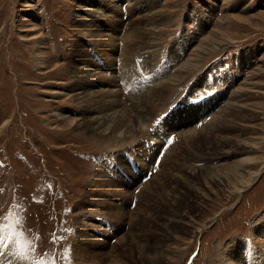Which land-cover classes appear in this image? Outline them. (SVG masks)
I'll use <instances>...</instances> for the list:
<instances>
[{
  "label": "rangeland",
  "instance_id": "1",
  "mask_svg": "<svg viewBox=\"0 0 264 264\" xmlns=\"http://www.w3.org/2000/svg\"><path fill=\"white\" fill-rule=\"evenodd\" d=\"M109 1L0 0V264H152L157 245L156 264H183L195 246L189 264H227L234 246L264 264V0H135L144 25L130 55V2L119 30ZM92 20L117 29L115 44L78 29ZM215 29L228 43L182 66ZM78 36L109 79L82 77L85 92L102 89L90 101L75 100L67 72ZM114 98L141 133L111 144L112 132L74 127L81 104L96 116Z\"/></svg>",
  "mask_w": 264,
  "mask_h": 264
},
{
  "label": "bare ground",
  "instance_id": "2",
  "mask_svg": "<svg viewBox=\"0 0 264 264\" xmlns=\"http://www.w3.org/2000/svg\"><path fill=\"white\" fill-rule=\"evenodd\" d=\"M126 1L130 2L127 14L129 17V22H128L129 30H131V29L132 30L129 31V33L125 34L124 37L123 36L121 37V42L124 43L125 52L128 55H130L133 53L132 51L136 47L138 48L136 43L139 39H141V35L143 34V31H142L143 28L142 29L139 28L140 27L139 25L143 26L144 24L141 21H140V23L138 22V17L140 18V16H139L140 13H138L139 7L136 3L137 1L134 0L132 2L131 0H122V2H126ZM109 2L112 5H109L111 14L108 16V19H109L108 22L111 26H115V27L119 26V30H120L121 29L120 26H122V23H121L122 21H119L117 23V21H118L117 19L119 18V20H120V18H121L120 9L118 11V6L120 8V5H118V4H120L121 0H110ZM90 10L92 13H96V14L101 13V12H99V10H100L99 8H93L90 6ZM118 13H120V14L118 15ZM93 17H95V16H93ZM76 24L78 25L79 30L82 31L84 29L87 32L92 33V36H94L96 39H99L100 41H101V37H102L103 39L106 40V42L109 41L110 42V43L108 42L109 44H115L114 41L119 39L118 35L116 36V33H117L116 28L110 32V34H109L110 36H109L106 33H104L103 31H101L100 28L98 30V25L96 24L95 20H92V22L90 23L89 26H84V21L82 23V25L84 27H81L79 25V23H77V22H76ZM125 24L127 25V23H125ZM217 29H219V28H217ZM217 29L212 30V32L209 35L205 36V38L202 40V42H200L199 44L194 46V48L189 53V56H188L186 62H184V64L182 66H185L186 69H190L191 67H195L198 64V61H200L204 57V54L211 53L213 50L215 51V49H218L219 47L223 46V44L225 45V43H228V37H227V35L224 34V33H226V31L224 33L222 32L223 34H222L221 39L215 38L216 34H219L218 31L221 28L216 32ZM33 38L36 39V42L38 44L40 43V38H41L40 34H37ZM85 39H86L85 37L78 36V39H76L75 41L72 42V53L74 54V57L76 59V63H78L81 66L77 65L76 63H72L70 61L67 64V72L69 73V76H71L70 86L73 88V90L83 89V92L81 91V92L75 93V100H77V101H78V99H81V101H90V99H89L90 95H96V94L101 92L100 90H102V89H96V90H92L89 92H85L84 87L86 86V83H85L86 81H88V80L90 81L92 79H98L99 81L102 82L103 78H104V77L100 76L101 74H99V72L101 71V69L98 68L97 61L94 60V59H97L96 55L94 53L90 54L88 49L85 47V44H84ZM89 39H91V38H89ZM91 40H93V39H91ZM93 41H95V40H93ZM140 43H142V42H140ZM36 49H39L38 46L36 47ZM128 55L125 57V59L121 60V62L119 63V64H122V63L126 62L125 65L123 66V68H122V66H121V68H119L121 71L123 69V71H122L123 74L126 73L125 68H127L126 66L129 65V63H130ZM112 62H113V59L110 61V64H112ZM43 63H44V60H40L41 66H43ZM41 66H39V67H41ZM100 68H102V67H100ZM93 70H96L97 73L93 72ZM83 76H84L85 82H82V84H81L80 80L82 79ZM104 79H105V81H109V79H107L106 77ZM127 84L129 85V82L127 80H125V85H127ZM112 85L115 86L113 83H112ZM250 89H251L250 87L248 89L247 88L246 89L245 88H239L238 90H236L234 96H238L240 94V92H242V91H250ZM118 92H119L118 89H117V91L115 90V92H114L115 97L118 96ZM145 100H146L145 101L146 104L147 103H149V104L153 103V99H151V100L145 99ZM110 104H111L110 105L111 108H101L99 110V112L101 114L96 115V116H94V115L89 116V114L92 113L93 108H94L92 104H90L87 107L85 105L81 104L82 113L83 114L85 113L88 115L85 117L84 120L74 121L73 122L74 127L77 129H82V130L86 131V133L89 136H93L97 140L106 139L105 135L112 132L113 134L110 133L111 135H113L112 136L113 141L111 144H113V142H114V144L115 143L120 144V142H122V140L124 141V139H126V138L127 139L132 138L134 136V134H133L134 132L137 133V131H140V133H141V128H139V126H136V124L133 126L131 123H128V121L129 122L134 121V120H132L134 118L130 119V116L127 117V112L125 110L121 109V107H119V102L117 99L114 98L113 100H110ZM143 104L144 103L141 102V103H139V106L141 108H144ZM139 114L141 115V112L138 113V116H139ZM58 116L61 117L60 119H62L65 123L72 122L71 119H69L68 117H64L61 115H58ZM136 116H137V114H136ZM125 119H127V121ZM129 141L131 142V140H129ZM257 175H258V172H255L254 175H251L252 176L251 181L248 183L244 182L245 185H243L242 189H238V188H236V185H233L231 187H228L229 190L225 189V190H227L226 192L231 193L234 190H237V192L243 191L245 187H248L253 182V180L256 178ZM112 213L114 215H116L117 218L123 219L121 216V212L118 211V212H112ZM196 231H199V230H196ZM124 240H125V236H121V237L117 238V242H120L122 244L124 243ZM82 246H83V244L81 245V247ZM229 249H231V248L229 247ZM166 250L167 249H165L163 246H160V245L154 246L152 249V251H153L152 257H154V259L155 258L156 259L155 260L150 259L151 260L150 262L152 264L158 263L160 258L163 257L164 251H166ZM239 250L240 249L237 246L236 247L234 246V253L232 251L228 255L227 259H229V261L227 264H262V261L260 260V258L247 257L242 252H241L242 253V257H241V255L239 254ZM1 251L2 250H1V245H0V259L2 258V256H4L3 255L4 252L3 251L1 252ZM169 251H170V249H169ZM137 252L141 253V254L138 253L141 257L142 252L138 251V250H137ZM227 253H229V251ZM95 255H96L95 256L96 259L101 260V258L103 257L105 262L108 261L107 264H115L116 262L119 261L118 257L116 255H113V254L111 255V257L104 255V254L103 255L102 254H95ZM144 258H146L145 255L142 256V259H144ZM225 258H226V256H225ZM90 259L92 260L93 258L90 257Z\"/></svg>",
  "mask_w": 264,
  "mask_h": 264
}]
</instances>
